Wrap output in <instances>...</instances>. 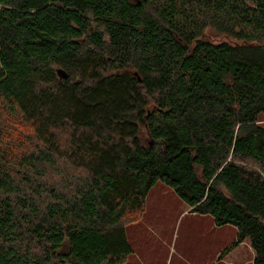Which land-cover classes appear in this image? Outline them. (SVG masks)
<instances>
[{
	"label": "trees",
	"instance_id": "obj_1",
	"mask_svg": "<svg viewBox=\"0 0 264 264\" xmlns=\"http://www.w3.org/2000/svg\"><path fill=\"white\" fill-rule=\"evenodd\" d=\"M262 117L264 0H0V264H126L159 182L264 264Z\"/></svg>",
	"mask_w": 264,
	"mask_h": 264
},
{
	"label": "rangeland",
	"instance_id": "obj_2",
	"mask_svg": "<svg viewBox=\"0 0 264 264\" xmlns=\"http://www.w3.org/2000/svg\"><path fill=\"white\" fill-rule=\"evenodd\" d=\"M205 38L214 43H235L233 39L210 29L206 30ZM21 121L10 119V142L15 145H19L30 133ZM259 125L264 127V117ZM141 132L145 142L149 141L146 129ZM189 212L190 208L174 191L159 182L148 194L139 222L127 228L133 253L126 264H224L222 259L231 264L253 263L255 253L248 241L228 256L221 255L235 240V228H217L211 217Z\"/></svg>",
	"mask_w": 264,
	"mask_h": 264
},
{
	"label": "water",
	"instance_id": "obj_3",
	"mask_svg": "<svg viewBox=\"0 0 264 264\" xmlns=\"http://www.w3.org/2000/svg\"><path fill=\"white\" fill-rule=\"evenodd\" d=\"M57 75L61 81L69 79V75L63 69H58Z\"/></svg>",
	"mask_w": 264,
	"mask_h": 264
},
{
	"label": "crops",
	"instance_id": "obj_4",
	"mask_svg": "<svg viewBox=\"0 0 264 264\" xmlns=\"http://www.w3.org/2000/svg\"><path fill=\"white\" fill-rule=\"evenodd\" d=\"M229 254H230V253H229ZM229 254H228V255H229ZM228 255H226V256H228ZM220 256H221V255H219V257H218V261H219V262L221 261ZM254 259H255V257H254ZM254 259H253V263H254ZM222 262H223L224 264H225V263H226V264H231V263L228 262V260L226 261L225 259H222ZM238 263H239V262H238ZM253 263H252V264H253ZM244 264H249V263L246 262V263H244Z\"/></svg>",
	"mask_w": 264,
	"mask_h": 264
}]
</instances>
